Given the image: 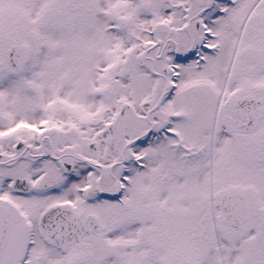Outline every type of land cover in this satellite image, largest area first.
Segmentation results:
<instances>
[{
    "label": "snow or ice",
    "instance_id": "6c2138e0",
    "mask_svg": "<svg viewBox=\"0 0 264 264\" xmlns=\"http://www.w3.org/2000/svg\"><path fill=\"white\" fill-rule=\"evenodd\" d=\"M0 264H264V0H0Z\"/></svg>",
    "mask_w": 264,
    "mask_h": 264
}]
</instances>
